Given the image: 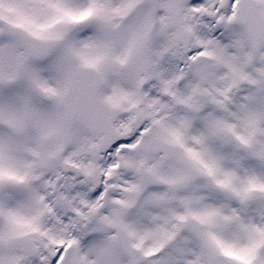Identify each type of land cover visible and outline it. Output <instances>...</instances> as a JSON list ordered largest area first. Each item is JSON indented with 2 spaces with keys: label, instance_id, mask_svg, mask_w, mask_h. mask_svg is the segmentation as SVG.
I'll return each mask as SVG.
<instances>
[{
  "label": "snow or ice",
  "instance_id": "snow-or-ice-1",
  "mask_svg": "<svg viewBox=\"0 0 264 264\" xmlns=\"http://www.w3.org/2000/svg\"><path fill=\"white\" fill-rule=\"evenodd\" d=\"M0 264H264V0H0Z\"/></svg>",
  "mask_w": 264,
  "mask_h": 264
}]
</instances>
